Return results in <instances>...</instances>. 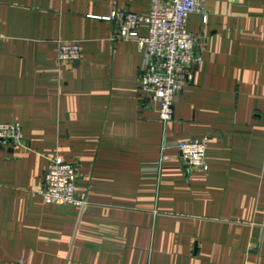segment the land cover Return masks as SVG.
I'll use <instances>...</instances> for the list:
<instances>
[{"label":"crops","instance_id":"obj_1","mask_svg":"<svg viewBox=\"0 0 264 264\" xmlns=\"http://www.w3.org/2000/svg\"><path fill=\"white\" fill-rule=\"evenodd\" d=\"M150 6L0 0V122L22 135L0 142V264H264V0L188 15L202 59L165 123L136 41L104 18ZM71 40L79 58L59 60ZM196 137L205 170L177 147ZM52 155L77 164L87 204L42 199Z\"/></svg>","mask_w":264,"mask_h":264},{"label":"built area","instance_id":"obj_2","mask_svg":"<svg viewBox=\"0 0 264 264\" xmlns=\"http://www.w3.org/2000/svg\"><path fill=\"white\" fill-rule=\"evenodd\" d=\"M205 0H151L149 11L112 10L105 19L112 20L115 39H133L142 53L139 89L158 103V117L165 123L172 118L173 103L183 88L191 84L195 69L201 61L196 36L186 27L191 13L204 14ZM146 27V33L140 28ZM1 38V34H0ZM80 49L76 40L59 44V60H76ZM0 142L14 146L22 143L18 121L0 122ZM177 143L185 165L192 170H205L206 138L196 137ZM162 158L164 155L161 156ZM77 164L58 155L48 157L38 190L45 202L83 206L87 204L85 192L76 186Z\"/></svg>","mask_w":264,"mask_h":264}]
</instances>
